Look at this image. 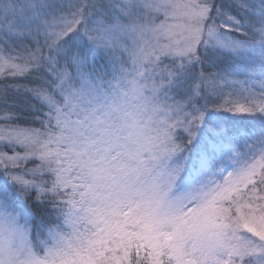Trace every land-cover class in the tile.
<instances>
[{
  "label": "snow or ice",
  "instance_id": "1",
  "mask_svg": "<svg viewBox=\"0 0 264 264\" xmlns=\"http://www.w3.org/2000/svg\"><path fill=\"white\" fill-rule=\"evenodd\" d=\"M7 80L0 264H264V0H0Z\"/></svg>",
  "mask_w": 264,
  "mask_h": 264
},
{
  "label": "trees",
  "instance_id": "2",
  "mask_svg": "<svg viewBox=\"0 0 264 264\" xmlns=\"http://www.w3.org/2000/svg\"><path fill=\"white\" fill-rule=\"evenodd\" d=\"M17 81H11V80H7V81H0V84L3 83H14ZM19 82H23V81H19ZM0 123H3V121H0ZM19 124H21L22 126H31V127H35V128H39L40 125L38 123H32L31 118L27 119V120H21L18 122Z\"/></svg>",
  "mask_w": 264,
  "mask_h": 264
}]
</instances>
